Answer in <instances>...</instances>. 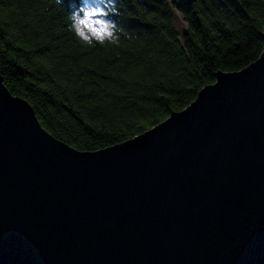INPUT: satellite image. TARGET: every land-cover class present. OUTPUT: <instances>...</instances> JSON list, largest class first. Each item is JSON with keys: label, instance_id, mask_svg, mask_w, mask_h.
Here are the masks:
<instances>
[{"label": "water", "instance_id": "1", "mask_svg": "<svg viewBox=\"0 0 264 264\" xmlns=\"http://www.w3.org/2000/svg\"><path fill=\"white\" fill-rule=\"evenodd\" d=\"M187 106L78 150L0 73V264H264V33Z\"/></svg>", "mask_w": 264, "mask_h": 264}, {"label": "trees", "instance_id": "2", "mask_svg": "<svg viewBox=\"0 0 264 264\" xmlns=\"http://www.w3.org/2000/svg\"><path fill=\"white\" fill-rule=\"evenodd\" d=\"M108 3L109 0H104ZM100 0H0V73L44 129L78 150L138 135L260 54L264 0H114L115 45L87 46L68 16ZM182 18V33L172 12Z\"/></svg>", "mask_w": 264, "mask_h": 264}, {"label": "clouds", "instance_id": "3", "mask_svg": "<svg viewBox=\"0 0 264 264\" xmlns=\"http://www.w3.org/2000/svg\"><path fill=\"white\" fill-rule=\"evenodd\" d=\"M101 0L97 4H84L70 13L68 19L71 21L70 30L75 37L87 46L95 44L104 45L105 42L115 45L119 42V31L115 22L108 19L114 13V0L105 3ZM102 12V16L93 18L96 13Z\"/></svg>", "mask_w": 264, "mask_h": 264}, {"label": "rangeland", "instance_id": "4", "mask_svg": "<svg viewBox=\"0 0 264 264\" xmlns=\"http://www.w3.org/2000/svg\"><path fill=\"white\" fill-rule=\"evenodd\" d=\"M172 15H173L174 27L178 31V33L180 34L184 30L185 24H184L182 18L180 17V15L176 11H173Z\"/></svg>", "mask_w": 264, "mask_h": 264}, {"label": "snow or ice", "instance_id": "5", "mask_svg": "<svg viewBox=\"0 0 264 264\" xmlns=\"http://www.w3.org/2000/svg\"><path fill=\"white\" fill-rule=\"evenodd\" d=\"M101 3H102V6H106L103 4V0H101ZM102 15H103L102 12L96 13L93 18H97L98 16H102Z\"/></svg>", "mask_w": 264, "mask_h": 264}]
</instances>
